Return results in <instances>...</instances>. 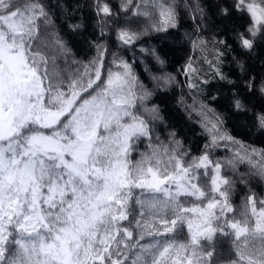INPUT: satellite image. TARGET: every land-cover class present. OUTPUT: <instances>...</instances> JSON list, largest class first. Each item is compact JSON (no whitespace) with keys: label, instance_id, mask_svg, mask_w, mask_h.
I'll list each match as a JSON object with an SVG mask.
<instances>
[{"label":"snow or ice","instance_id":"1","mask_svg":"<svg viewBox=\"0 0 264 264\" xmlns=\"http://www.w3.org/2000/svg\"><path fill=\"white\" fill-rule=\"evenodd\" d=\"M231 7L248 18L238 35L251 50L264 38V0ZM96 9L115 15L101 0ZM121 9L147 20L145 31L177 27L176 0H124ZM54 29L44 0H0V264H264V198L250 191L237 218L235 181L223 174L248 164L264 179V149L228 135L203 104L210 143L200 156L182 150L174 132L170 144L152 143L162 118L132 66L114 56L106 68L107 48L96 45L97 58L61 69L71 50ZM139 35L120 28L117 39L128 45ZM187 70L196 71L191 61ZM253 120L264 129V111ZM145 139L149 151L134 160ZM221 142L235 146L233 155L213 160ZM221 239L229 259L218 260Z\"/></svg>","mask_w":264,"mask_h":264},{"label":"trees","instance_id":"2","mask_svg":"<svg viewBox=\"0 0 264 264\" xmlns=\"http://www.w3.org/2000/svg\"><path fill=\"white\" fill-rule=\"evenodd\" d=\"M44 2L55 22L54 30L71 50L67 64L64 58L58 61L61 69L71 72L89 63L98 56L96 45H102L107 48L106 68H114V56L122 58L132 66L140 83L152 92L149 107L158 106L162 118L152 123V143L170 144L173 139L170 133L174 132V139L181 142L182 150L188 151L190 157L200 156L205 145L210 143L209 134L202 126L204 117L200 111L203 104L222 119V129L228 135L245 146L264 149V129L253 120V113L264 111V93L260 91L264 84V38L258 37L251 50L241 46L238 34L247 27L248 18H241L232 9V0H176L177 27L166 32L151 28L145 31L149 22L134 17L131 11L122 10L124 0H101L115 13L111 19L97 15L96 0ZM197 4L202 12L195 10ZM225 8L229 9L227 14L223 11ZM72 25L79 27L74 30ZM120 28L139 33V38L132 44H123L117 39ZM189 61L196 69L193 73L187 70ZM154 77H169L170 82ZM250 81L254 88L248 87ZM190 83L197 87L190 88ZM237 100L243 105L242 109L235 107ZM208 115L211 117L212 113ZM156 136L159 141L155 140ZM148 143L146 139L138 142L134 160L139 158V153L149 151ZM234 147L231 143L221 142L219 147L211 149V158H231ZM223 174L235 181L231 202L237 218L250 191L258 198H264V179L253 175L248 164L239 165L235 172L227 168ZM177 238L183 240L186 235ZM216 248L221 254L218 260L230 258L229 241L221 239Z\"/></svg>","mask_w":264,"mask_h":264}]
</instances>
